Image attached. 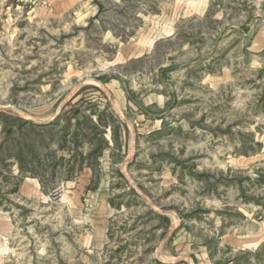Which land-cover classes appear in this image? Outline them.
<instances>
[{
	"label": "rangeland",
	"instance_id": "rangeland-1",
	"mask_svg": "<svg viewBox=\"0 0 264 264\" xmlns=\"http://www.w3.org/2000/svg\"><path fill=\"white\" fill-rule=\"evenodd\" d=\"M40 6L0 0V264H264L220 238L264 220V0Z\"/></svg>",
	"mask_w": 264,
	"mask_h": 264
},
{
	"label": "crops",
	"instance_id": "crops-1",
	"mask_svg": "<svg viewBox=\"0 0 264 264\" xmlns=\"http://www.w3.org/2000/svg\"><path fill=\"white\" fill-rule=\"evenodd\" d=\"M83 0H51V6H40L33 9L34 17L40 19H59L65 18L70 14H80V4ZM171 23V22H170ZM222 243L233 251L238 250H255L264 241V220L257 222V228L253 234L241 235L235 231H228L220 235ZM182 254L188 255L191 262L187 264H213L214 258L211 256L210 248L204 244L192 248L188 245Z\"/></svg>",
	"mask_w": 264,
	"mask_h": 264
},
{
	"label": "water",
	"instance_id": "water-1",
	"mask_svg": "<svg viewBox=\"0 0 264 264\" xmlns=\"http://www.w3.org/2000/svg\"><path fill=\"white\" fill-rule=\"evenodd\" d=\"M98 81V80H96ZM7 108L6 107H3V106H0V110H6ZM17 113L19 116H21L23 119H26V120H30L31 122L33 123H47V121L43 120V119H40V118H36V117H30V116H27L26 114H21V113H18V112H15ZM172 229V228H171Z\"/></svg>",
	"mask_w": 264,
	"mask_h": 264
}]
</instances>
